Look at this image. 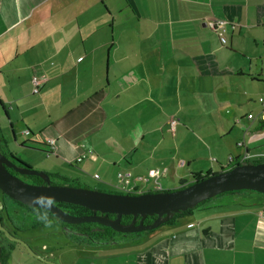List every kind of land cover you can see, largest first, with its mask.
<instances>
[{"label": "crops", "instance_id": "0c3cea01", "mask_svg": "<svg viewBox=\"0 0 264 264\" xmlns=\"http://www.w3.org/2000/svg\"><path fill=\"white\" fill-rule=\"evenodd\" d=\"M216 21L225 23L221 34L209 27ZM255 83H264V0H0V108L9 133L3 124L0 131L12 135L10 150L42 144L49 170L78 184L118 190L126 174L136 190V177L156 186L168 178L173 189L192 183L206 174L183 139L197 109L211 118L201 129L210 155L244 117L249 138H261L263 108L237 116L224 99ZM222 109L233 113L229 120ZM240 142L243 155L215 150L211 166L264 160ZM263 209L259 196L226 194L151 233L88 246L77 240L83 245L72 252L90 264H264ZM55 222L53 236L64 238ZM53 244L38 255L60 264L69 248Z\"/></svg>", "mask_w": 264, "mask_h": 264}, {"label": "water", "instance_id": "95a60500", "mask_svg": "<svg viewBox=\"0 0 264 264\" xmlns=\"http://www.w3.org/2000/svg\"><path fill=\"white\" fill-rule=\"evenodd\" d=\"M8 168L21 176L38 177L42 180V184L27 183L11 175ZM237 191H252L264 196V163L238 165L170 191L126 195L52 185L45 172H38L28 167L19 168L0 153V193L8 199L35 209L32 204L34 196H49L53 198V205L48 213L59 222L68 225L98 224L122 235L155 230L169 222L176 214L189 211L218 195ZM61 203L82 207L91 214L70 215L57 206ZM2 208L3 204L0 202V210ZM109 215L114 218L110 219ZM122 217H131V221L122 224L120 222ZM147 217H153V220L149 224H144L143 221ZM0 233L8 240L21 245L35 259L53 264L34 254L23 241L12 236L1 225V221Z\"/></svg>", "mask_w": 264, "mask_h": 264}, {"label": "rangeland", "instance_id": "374dc122", "mask_svg": "<svg viewBox=\"0 0 264 264\" xmlns=\"http://www.w3.org/2000/svg\"><path fill=\"white\" fill-rule=\"evenodd\" d=\"M248 90V91H247ZM245 90V94L244 90L241 91V98L239 95H234L233 97H231V99H226L227 97H224L225 100L230 101L229 103L227 102L225 105H228V107L230 109H232L233 113H236L237 116L239 115H243L246 116V114L248 112L252 113L253 116H256L259 112H260V104L258 103L257 99L258 97L262 96L264 98V83H255L254 85H252L251 89H247ZM247 100H250V102H247ZM224 109L221 110L220 113H223L224 115H222L223 119H228L232 116L233 113L225 115V113L223 112ZM199 114H202V112L199 111V109H197L196 111V116H195V120L191 125V129H192V135L187 133L188 135H184L183 139L185 141V143L187 144L189 142V144L195 145V148L193 150H191V152L195 153L196 158H201L200 160H197L195 163V169L201 173H212V171H216L219 172L220 168H219V164L215 165V166H211V159H217L216 156V152L215 150H217L218 154L222 153V152H226L227 149H231V151L236 154H240L243 155V148H238L236 147V142L241 141L245 143V147L250 150L251 152H259V153H264V129L261 130V132H259V134L257 135H261V138H257V139H250V134L247 133L250 129L249 132H253V128L249 127V124L246 123V121L243 119H245V117L241 120L240 125L238 124H233L230 125L229 127L233 126V131L232 133L228 136H226L227 138H225L224 142H222L221 144H219L218 146L214 144L215 149L213 151V154L210 155V150L207 149V144H210L208 142V140H206L205 138H203V134L201 133V129H205V127L209 126V123L211 121V118L208 117H200ZM264 115V114H263ZM221 120V118H220ZM5 121V116H4V112L3 110L0 108V126H2V124L4 125L6 131H8L9 129L7 128V126L4 124ZM229 129V128H228ZM247 129V130H246ZM9 133V131H8ZM6 134V136L8 137L9 134ZM2 134V133H1ZM252 134V133H251ZM11 135V134H10ZM6 136H4L2 134L3 140L7 143V140L10 142V140H12V135H11V139H8ZM235 136L237 138V140H235ZM243 136V137H242ZM215 137V135L213 136ZM242 138H244L242 140ZM213 142V141H212ZM240 142V143H241ZM5 143V145H7ZM211 145V144H210ZM212 146V145H211ZM13 147V148H12ZM11 151L12 154L19 159L22 163L26 164L29 168H31L32 170L38 171V172H50V168H53L54 166L50 165V161H45V156L47 155L46 153L39 151V149H23L21 147H19V144L16 143V145L11 144ZM34 150V151H32ZM184 153V152H183ZM223 157L222 161H219V163H221L223 166L225 165V161H226V157L225 156H221ZM52 160V157L49 158ZM51 163H54L53 161H51ZM54 182H59V181H55ZM27 182V181H26ZM157 184H160V188L163 190H170L173 189L174 184L172 183V181L167 179H162L160 178ZM177 183V182H175ZM79 185L81 187H84L85 189H91V190H97L100 192H106V193H117V192H121L118 190H113L111 188H105L102 187L101 185H98L96 183H94L93 181H82L81 183H79ZM175 186H177L175 184ZM139 189H137V193H141V192H147V191H152L153 188L158 187L156 185H153L151 183L147 184V183H142L139 184L137 186ZM122 193V192H121ZM124 193V192H123ZM242 193V194H253L255 196H259L263 201H264V196L252 191H237V192H229V193H225V194H221L218 195L210 200L205 201L204 203L198 205L201 206L203 204H205L208 201L214 200L215 198H219L220 196H226V194H233L234 196H237V194ZM0 202H4L5 203V208H2V210H0V221H1V225L4 227V225H6V230L15 238L20 239L21 241H23L27 247L32 250V252L36 255H38V253H41V246H46L48 249L52 250V249H56L54 248L57 245H54L53 243H57L58 245H60V248H64L67 247L69 248L66 253L61 254V259L59 257V255H55L54 256V260L55 261H59L60 259V264H72L70 263L71 261L78 259V264H90L93 259L89 256H86L85 253H77V252H72L73 249H76L75 246H78L80 242L75 239L76 236L72 237L70 235H68L66 233V235H64V238L67 240V242L65 241L64 238L62 237H56L53 236L54 234L52 233L55 230V224L57 221V219H55L53 216L48 215V217L51 220H55V221H51L50 225H45L44 223L33 219L32 216H36V212L34 211H28L24 210L21 207H17L15 204H13L9 199H7L6 197H4L1 193H0ZM197 206V207H198ZM197 207L193 208L192 210H195ZM9 212V213H8ZM32 213L33 215H29V213ZM8 215L11 216V218L14 220L15 224L17 225L14 228V225L11 224L8 220ZM166 224V223H165ZM163 224V225H165ZM29 225V228L33 229V230H24L25 227H27ZM161 225V226H163ZM160 226V227H161ZM158 227V228H160ZM15 229V230H14ZM158 230V229H155ZM152 231H144V232H140L136 235H127V236H137V235H141V234H146V233H151ZM52 233V234H51ZM115 235V234H113ZM40 237V238H38ZM34 239V240H33ZM63 239V240H62ZM0 243L2 246H5L4 248L6 250H9L8 245H11L12 248H16L15 250L12 249L10 251L9 256L7 257V264H42L40 263L37 259L35 260L34 257H32L21 245L14 243L10 240H8L7 238L4 237V235L2 233H0ZM70 243V244H69ZM74 243V245L72 244ZM76 244V245H75ZM83 245V244H81ZM37 246V248H36ZM86 246H88V244H86ZM66 248V249H67ZM19 250V251H17ZM9 252V251H8ZM21 252V253H18ZM57 252V251H56ZM58 253V252H57ZM60 253V252H59ZM81 254V256H80ZM40 256V255H38ZM22 257L21 260H19ZM72 259V260H71ZM68 261V263H67ZM50 262V261H49ZM53 264H56L53 262Z\"/></svg>", "mask_w": 264, "mask_h": 264}, {"label": "trees", "instance_id": "16d2710c", "mask_svg": "<svg viewBox=\"0 0 264 264\" xmlns=\"http://www.w3.org/2000/svg\"><path fill=\"white\" fill-rule=\"evenodd\" d=\"M4 143H6V142L4 141ZM22 146L30 148V149H34V148L35 149H39V151L47 153V151L43 150V148L41 147L42 144L22 143ZM247 163H249V164L264 163V160L263 159H257V160H252V161H247V162L240 163V159L239 158H231L224 168L220 167V171L221 172L222 171H227V170H230V169L234 168L235 166L242 165V164H247ZM210 175H212V174L206 173L203 176H199L193 182L201 180L203 178H206V177H208ZM30 179L33 180V183L36 184V185L40 184L41 181H42L40 178L34 177V176H32ZM61 181L63 183H61L59 185H65V183L69 182L68 180H65V179L64 180L62 179ZM189 184H191V183H189ZM186 185H188V184H186ZM68 186L84 188V187H81L78 183H75L74 181H70ZM149 192H151V191H149ZM154 192H158V191H154ZM117 194L137 195L136 193H117ZM4 197H6V196H4ZM11 202L13 204H15L17 207L23 208L24 210L36 212V209H31V208L22 206L19 203H16V202H13V201H11ZM2 204H3V208H5V203L2 202ZM57 205L64 212H67L68 214L73 215V216H83V215H86L88 213V210H86V209H84L82 207H79V206L69 205V204H62V203L61 204H57ZM191 210L174 215L172 217V219L169 222H167L166 224H169L170 222H172L175 218H177L179 216H182V215H185V214L189 213ZM47 214L50 215L49 213H47ZM109 217L111 218L112 216H109ZM121 219H122L121 220L122 223H126V222H128L131 219V217H122ZM8 220H9V222L11 224H13V225L15 224V222H14V220L12 218L8 217ZM145 220L149 224L153 220V217H147ZM59 223H60V225L62 226V228L66 231V233L68 235H70L72 237L76 236L75 237L76 240H80L81 239V241H83V243L88 244V245H94V244L103 243V242L112 243L117 238H122V237H126L127 236V235H122V234L115 233L112 230L104 228V227H101V226H99L100 228H98L95 224H91V223L77 224V225H68V224H64V223H61V222H59ZM113 234H115V235H113ZM131 235H136V234H131ZM4 247L5 246H2L1 243H0V264H7V257L9 256L10 251L13 249L11 245L6 246V247H8L9 250H6Z\"/></svg>", "mask_w": 264, "mask_h": 264}, {"label": "built area", "instance_id": "2783aa9c", "mask_svg": "<svg viewBox=\"0 0 264 264\" xmlns=\"http://www.w3.org/2000/svg\"><path fill=\"white\" fill-rule=\"evenodd\" d=\"M224 26H225V23L223 21H216V22H213L209 25V27L216 33H223L224 32ZM32 85H33V89H32V93L36 94L38 93V88H39V85H40V81L38 78L36 77H33L32 78ZM258 103L261 105V107L263 108L264 110V98H259L258 99ZM247 119H252V115L251 114H248L247 115ZM171 125L174 124V122H171L170 123ZM248 157L249 156H245L243 159L240 160V163H243L245 162L246 160H248ZM81 159H77V161L79 162ZM153 176L154 177H157L158 176V173L157 172H153ZM136 181L140 182V183H146L148 181L147 178L145 177H136ZM118 189L119 191H121L122 193H135L137 190L134 189V187H130V176L128 174L126 175H123L121 178H120V184L118 186ZM156 191H161V188L160 186L156 187ZM137 193V192H136ZM260 219H261V222L262 224L264 225V209L260 211Z\"/></svg>", "mask_w": 264, "mask_h": 264}, {"label": "flooded vegetation", "instance_id": "af4514ba", "mask_svg": "<svg viewBox=\"0 0 264 264\" xmlns=\"http://www.w3.org/2000/svg\"><path fill=\"white\" fill-rule=\"evenodd\" d=\"M7 144V143H6ZM27 148V147H26ZM35 149V148H34ZM38 150V149H37ZM0 153L3 155V156H5L12 164H14L15 166H17V167H19V168H22V167H28L26 164H24V163H22L19 159H17L13 154H12V151L8 148V145H5V143H4V141H3V137H2V134H1V131H0ZM29 168V167H28ZM8 170V172L11 174V175H14V176H16V177H18V178H20L21 180H23V181H27V183H31V184H34L33 183V180H31L30 178L32 177V176H21V175H18L16 172H14V170L13 169H10V168H8L7 169ZM46 174H48V176H49V179H50V184H52V185H59V184H61V183H63L61 180L63 179H65V180H68L69 182L70 181H72L71 179H68L67 177H65V176H63L62 174H60V173H56V172H47ZM53 180H55V181H59L58 183L57 182H54ZM69 182L68 183H65V185L64 186H68L69 185ZM75 182V181H74ZM75 183H77V182H75ZM42 184V181H41V183L40 184H38V185H41ZM34 185H36V184H34ZM58 206V205H57ZM9 213V212H8ZM67 213V212H66ZM91 213L88 211V213L86 214V215H90ZM84 216V215H83ZM109 216H111V215H109ZM108 216V217H109ZM8 217H10L11 218V216L10 215H8ZM110 218V217H109ZM114 217L112 216L110 219H113ZM122 220V219H121ZM121 220H120V222H121ZM131 221V219L128 221V222H126V223H122V224H128L129 222ZM139 221V219H137V222ZM143 223L144 224H148L147 222H146V220H144L143 221ZM98 228H100L99 226H101V225H98V224H95ZM102 227V226H101ZM104 228H106V227H104ZM107 229H109V228H107ZM109 231V230H108Z\"/></svg>", "mask_w": 264, "mask_h": 264}, {"label": "clouds", "instance_id": "9594fccd", "mask_svg": "<svg viewBox=\"0 0 264 264\" xmlns=\"http://www.w3.org/2000/svg\"><path fill=\"white\" fill-rule=\"evenodd\" d=\"M32 204L36 209L37 220L44 223L45 225L51 223L47 213L53 205V198L44 195L34 196L32 198Z\"/></svg>", "mask_w": 264, "mask_h": 264}]
</instances>
